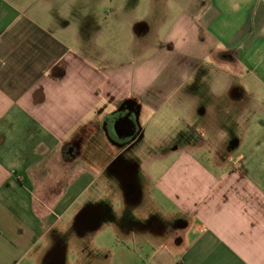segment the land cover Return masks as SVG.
I'll use <instances>...</instances> for the list:
<instances>
[{"label":"crops","instance_id":"obj_1","mask_svg":"<svg viewBox=\"0 0 264 264\" xmlns=\"http://www.w3.org/2000/svg\"><path fill=\"white\" fill-rule=\"evenodd\" d=\"M117 2L68 0L65 42L54 8L0 0V264H264V0H147L126 44ZM101 179L122 206L78 234Z\"/></svg>","mask_w":264,"mask_h":264},{"label":"rangeland","instance_id":"obj_2","mask_svg":"<svg viewBox=\"0 0 264 264\" xmlns=\"http://www.w3.org/2000/svg\"><path fill=\"white\" fill-rule=\"evenodd\" d=\"M34 2V0H32ZM36 1H42L43 3L41 4L42 8L47 7L48 10L50 7L54 8L53 9V17L55 19H53V26H55L59 31V37L62 41L67 42V40H70L71 37H74V33H69L67 32L66 29L72 30L73 28H76V20H75V16L73 15L72 12H81L83 6L82 3L75 5V7L73 9H71L70 7H68V0H36ZM81 1V0H80ZM123 2H117L115 4H110V3H106V4H102L103 6H105L104 8L107 10H110V8L114 7L116 10H119L122 12V16H119V18L117 17V19H113L112 22L117 21L118 23H122L121 26V34H122V39L123 43L126 44L127 42L130 41V39H128V34L130 33L131 28L133 27L132 24L134 21L137 20L136 16L140 14H142L141 17H143L144 14V19H140L138 21H141L139 23H143V22H149L150 20L147 19V15H146V11L148 9H146L147 7V0H122ZM203 1V0H201ZM205 1V0H204ZM163 6L162 3H156L155 4V8L156 10L161 9V7ZM44 10V9H42ZM150 11V10H149ZM121 17V18H120ZM41 21H45V20H41ZM107 23L111 22V18H107ZM110 24V23H109ZM113 25V24H112ZM109 27V26H108ZM115 27V26H113ZM113 30V29H112ZM68 33V34H67ZM117 34H120V32H116ZM115 35L112 32V34L110 35L111 38H113ZM79 38L76 41H79L81 43V35L76 36V38ZM161 129H155L154 130V134H156L157 132H160ZM101 148L99 147H92L90 152H89V160H90V164L93 167L95 164V160H97L98 155H99V150ZM148 151H150V148L146 145V144H142L138 147V149H136V152L141 156H143V158L147 159L148 156ZM133 154H135V151L133 152ZM93 164V165H92ZM137 166L140 167L141 166V162L137 163ZM113 169H117V166H114ZM122 174H124V176L129 177L130 179H134L135 177L131 174L132 173V169H123L122 170ZM130 175V176H129ZM122 177V176H121ZM122 180V179H121ZM110 181V180H109ZM116 182V180H112V182ZM118 181V180H117ZM111 182V181H110ZM120 185V184H118ZM91 192L88 193L80 203L77 204V209L80 208H84L86 206H109V205H114L116 207H121L122 206V202L119 201V197L117 196V191L115 189H106L104 185H102V179L101 180H96V182L94 183L93 187L90 190ZM111 234V232L109 233Z\"/></svg>","mask_w":264,"mask_h":264},{"label":"flooded vegetation","instance_id":"obj_3","mask_svg":"<svg viewBox=\"0 0 264 264\" xmlns=\"http://www.w3.org/2000/svg\"><path fill=\"white\" fill-rule=\"evenodd\" d=\"M128 119L132 120V123L134 127L131 126ZM119 122V123H118ZM118 123V128L115 129V126ZM119 134L126 135L123 138H120L116 136L115 131ZM112 135L115 138L116 144L120 146H127V150L131 151L132 149L136 148V146L140 143L141 139V130L138 128L135 121L132 119V117L128 115H122L118 117L115 120V124L112 128ZM76 150L78 148L76 146L68 148L67 154H75ZM122 158V157H121ZM132 170L133 168L130 167ZM127 168V169H130ZM118 171V169H116ZM119 172V171H118ZM117 174H120L122 177L121 180V186L124 190H126V193L128 195V201L130 202H138L139 201V192H136L135 190V184L132 182V180L124 176L121 172ZM120 178V179H121ZM107 217H111V212L108 207L106 206H86L85 210L80 214L78 218V234L86 235V234H92L94 233L93 230L96 228L98 222L100 220H105Z\"/></svg>","mask_w":264,"mask_h":264},{"label":"water","instance_id":"obj_4","mask_svg":"<svg viewBox=\"0 0 264 264\" xmlns=\"http://www.w3.org/2000/svg\"><path fill=\"white\" fill-rule=\"evenodd\" d=\"M128 121H129V123L131 124V126L134 127V125H133V123H132V120L128 119ZM118 123H119V122H118ZM118 123H117V125L115 126V129L118 128ZM114 132H115L116 136H118V137H120V138H123V137L126 136V135L119 134L118 132H116V130H115Z\"/></svg>","mask_w":264,"mask_h":264}]
</instances>
